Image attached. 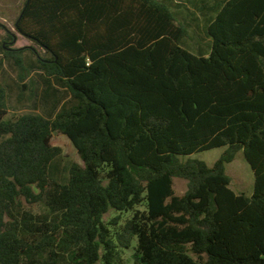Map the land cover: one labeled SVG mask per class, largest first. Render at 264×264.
Wrapping results in <instances>:
<instances>
[{
    "label": "trees",
    "instance_id": "1",
    "mask_svg": "<svg viewBox=\"0 0 264 264\" xmlns=\"http://www.w3.org/2000/svg\"><path fill=\"white\" fill-rule=\"evenodd\" d=\"M184 3L25 0L16 29L48 56L0 52L23 83L30 49L55 99L6 119L0 82V264H264V0H214L207 56L182 45ZM217 147L213 165L191 157ZM239 151L250 195L226 172Z\"/></svg>",
    "mask_w": 264,
    "mask_h": 264
},
{
    "label": "rangeland",
    "instance_id": "2",
    "mask_svg": "<svg viewBox=\"0 0 264 264\" xmlns=\"http://www.w3.org/2000/svg\"><path fill=\"white\" fill-rule=\"evenodd\" d=\"M184 1L185 3L182 5V8L185 12H188V8H191V0ZM24 3L25 0H0V45L2 43L3 45L7 44L10 48L34 47L40 56L47 57L48 54L42 47L28 40L16 29V21ZM193 30V27H190L191 33H193ZM11 35L14 36L13 40L8 38ZM185 44L189 50L195 53L198 52L197 48L193 47L190 39H186ZM35 56L30 49L24 53L23 59L28 73H26L23 83H20L18 81V71H16L10 61L3 58V54L0 52V82L6 90L5 102L9 110L6 119L20 113H39L46 116L53 111L52 104H54L53 101L55 99L53 90L42 83L37 70H30L31 61ZM23 84H25V87L21 88ZM52 141L53 144L61 146L64 150L63 165H69L72 162H81L76 147L68 137L60 133H54ZM225 150L226 147H217L194 153L191 157L203 160L208 165H213ZM226 172L232 179L231 188L234 191L238 193L244 192L249 195L252 193L255 177L242 151H239L234 160L227 164ZM174 188L177 194H183L187 189L186 180L174 178ZM31 208L35 211H40L43 207L33 205ZM139 208L144 209V206H140ZM118 214H120L118 211L111 209L105 215L104 219L108 221ZM121 216V223L124 224L132 216V212H123ZM133 244L136 245V240ZM130 253V250H126L125 252L126 264H133Z\"/></svg>",
    "mask_w": 264,
    "mask_h": 264
},
{
    "label": "crops",
    "instance_id": "3",
    "mask_svg": "<svg viewBox=\"0 0 264 264\" xmlns=\"http://www.w3.org/2000/svg\"><path fill=\"white\" fill-rule=\"evenodd\" d=\"M170 5L176 7L183 0H167ZM205 3L200 2V0H195L191 4L190 10L194 13L192 17L189 18L185 10H176L177 19L179 22L185 23L193 27V33L189 31L190 36L183 39L182 45L187 48L185 42L186 39H190L193 47L197 48V53L204 51L207 56L209 53V47L211 43V38L206 34V30L214 18L215 13L212 12L211 8L215 5L214 0H205ZM194 19V20H193ZM191 51V50H190ZM193 52V51H192ZM195 53V52H193ZM54 103V101H53ZM54 104H52L53 106Z\"/></svg>",
    "mask_w": 264,
    "mask_h": 264
}]
</instances>
